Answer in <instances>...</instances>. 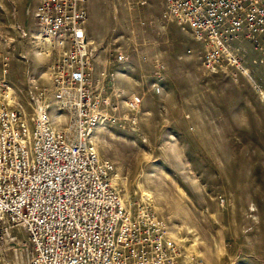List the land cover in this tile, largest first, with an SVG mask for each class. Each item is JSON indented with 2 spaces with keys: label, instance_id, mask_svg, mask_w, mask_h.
Segmentation results:
<instances>
[{
  "label": "rangeland",
  "instance_id": "374dc122",
  "mask_svg": "<svg viewBox=\"0 0 264 264\" xmlns=\"http://www.w3.org/2000/svg\"><path fill=\"white\" fill-rule=\"evenodd\" d=\"M94 1L87 0L88 21L103 23L88 33L93 75L102 77L95 110L108 114L90 139L113 164L112 186L172 232L185 263L264 264V52L238 38L242 67L208 69L200 42L163 15L162 0H96L97 13ZM36 3L0 0L8 105L30 115L45 106L70 127L69 112L52 97L51 45L45 40L48 52H33ZM133 94L141 102L128 109ZM15 232L18 240L0 232V264L25 259L24 232Z\"/></svg>",
  "mask_w": 264,
  "mask_h": 264
},
{
  "label": "built area",
  "instance_id": "2783aa9c",
  "mask_svg": "<svg viewBox=\"0 0 264 264\" xmlns=\"http://www.w3.org/2000/svg\"><path fill=\"white\" fill-rule=\"evenodd\" d=\"M163 15L200 42L202 63L237 64L233 41L264 52V0H162ZM38 31L51 45L52 97L69 112L67 127L42 105L32 114L8 105L6 65L0 67V232L24 235L20 264H189L172 232L123 201L112 186V162L90 139L96 111V49L87 32V0H37ZM124 54L119 53L117 60ZM140 94L125 99L134 109ZM70 129V130H69Z\"/></svg>",
  "mask_w": 264,
  "mask_h": 264
},
{
  "label": "bare ground",
  "instance_id": "6f19581e",
  "mask_svg": "<svg viewBox=\"0 0 264 264\" xmlns=\"http://www.w3.org/2000/svg\"><path fill=\"white\" fill-rule=\"evenodd\" d=\"M144 2V1H143ZM96 8H98V6L96 5ZM98 12V10L96 11V13ZM35 36H36V39H38L39 40V42H40V48L39 49H33V52H34V55L36 56V57H38V55L39 56H41V53L42 54H46L47 52H48V46H47V44H46V42H45V38L42 36V34L40 33V31L38 32V34H35ZM238 67H242V63L240 62V61H237V64H236ZM245 71V70H244ZM243 71V72H244ZM247 71V70H246ZM250 76V75H249ZM13 88H12V86H10L9 85V87H8V92H12L13 90H12ZM10 98H11V95H9L8 96V99H7V103L9 102V100H10ZM9 104V103H8Z\"/></svg>",
  "mask_w": 264,
  "mask_h": 264
},
{
  "label": "crops",
  "instance_id": "0c3cea01",
  "mask_svg": "<svg viewBox=\"0 0 264 264\" xmlns=\"http://www.w3.org/2000/svg\"><path fill=\"white\" fill-rule=\"evenodd\" d=\"M96 5L98 6L96 0L93 2V5L94 7H96ZM95 10L97 11L98 8H95ZM100 10V8H99ZM99 16V14L97 15V17ZM87 32H95V33H98L102 28H103V23L100 21L99 24H95V23H90L88 20H87Z\"/></svg>",
  "mask_w": 264,
  "mask_h": 264
}]
</instances>
